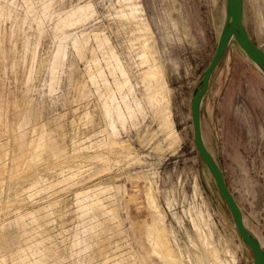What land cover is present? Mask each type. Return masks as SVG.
<instances>
[{"label": "rangeland", "instance_id": "rangeland-1", "mask_svg": "<svg viewBox=\"0 0 264 264\" xmlns=\"http://www.w3.org/2000/svg\"><path fill=\"white\" fill-rule=\"evenodd\" d=\"M242 2L264 50V0ZM223 17L224 0H0V264H252L192 136ZM200 125L264 244V75L234 38Z\"/></svg>", "mask_w": 264, "mask_h": 264}, {"label": "water", "instance_id": "water-1", "mask_svg": "<svg viewBox=\"0 0 264 264\" xmlns=\"http://www.w3.org/2000/svg\"><path fill=\"white\" fill-rule=\"evenodd\" d=\"M230 38H234L245 55L264 75V50L248 36L242 18V0H224V17L216 39L214 50L200 78V87L191 98L192 136L197 153L210 173L216 191L227 208L236 233L248 247L252 264H264V244H260L242 222L241 211L225 185L223 176L211 154L202 142L200 111L202 98L214 66L223 54Z\"/></svg>", "mask_w": 264, "mask_h": 264}, {"label": "bare ground", "instance_id": "bare-ground-1", "mask_svg": "<svg viewBox=\"0 0 264 264\" xmlns=\"http://www.w3.org/2000/svg\"><path fill=\"white\" fill-rule=\"evenodd\" d=\"M243 3V2H242ZM242 9H243V4H242ZM147 27V26H146ZM148 28V27H147ZM247 32V30H246ZM248 34V33H247ZM249 36V35H248ZM231 39V38H230ZM255 65V64H254ZM256 66V65H255ZM257 68V66H256ZM259 70V68H257ZM260 71V70H259ZM160 72V71H159ZM261 72V71H260ZM262 73V72H261ZM158 74V72H156V75ZM151 75V74H150ZM153 75V74H152ZM153 77V76H152ZM173 130V129H172ZM242 222H243V219H242ZM244 224V223H243ZM152 233H153V236H154V241H155V245L158 246L159 248V252L164 256L166 257L167 259L169 258V256L171 255L170 254V248L168 246V242H167V239H166V234H165V231L164 229L162 228V226H160L158 223H152ZM251 232V231H250ZM253 236H255V238L258 240V242L262 245L263 243V239L261 237V234H254L253 233ZM153 239V238H152ZM213 250V249H212ZM169 260V259H168ZM176 262V261H175ZM169 264H175L174 262L172 261H169Z\"/></svg>", "mask_w": 264, "mask_h": 264}]
</instances>
